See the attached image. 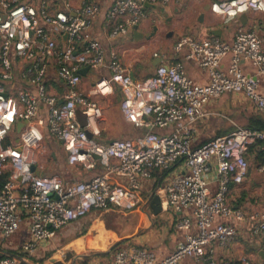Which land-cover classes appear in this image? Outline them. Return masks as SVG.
<instances>
[{"label":"built area","instance_id":"1","mask_svg":"<svg viewBox=\"0 0 264 264\" xmlns=\"http://www.w3.org/2000/svg\"><path fill=\"white\" fill-rule=\"evenodd\" d=\"M109 1L103 14L108 25L106 46L93 32L101 10L98 0H80L79 6L69 0H0V175L9 172L0 185L2 238L16 233L25 217L31 238L22 242L20 251L28 257L38 244L92 209H134L142 202L141 191L153 171L180 161V170L157 185L153 194L164 210L188 211L174 224L182 240L162 258L144 247L120 248L113 264H179L183 259L197 264H264V259L254 262L246 256L237 263L215 257L217 247L225 248L236 234L234 225L223 219L244 218L228 203L227 192L231 182L240 183L245 177L246 153L253 144L260 148V170H264V129L236 127L192 145L193 125L213 99L242 95L264 113V35L259 36L256 24L239 26L231 40L182 35L173 50L204 71L206 82L190 78L180 60L168 62L156 53L161 61L152 73L133 79L114 42L147 18L146 3L182 0ZM210 11L228 26L244 12L264 15V0H213ZM11 54L21 61L20 79L35 86L34 91L15 83ZM242 61L254 72L245 73ZM51 65L65 86L61 99L46 88ZM83 67L104 68L107 74L86 91L80 86ZM114 86L121 93L122 116L141 131L102 142L98 138L103 111L93 96L107 95ZM19 123L17 142H7ZM46 135L61 145L69 164L86 170L100 166L99 173L69 184L58 173L36 174L32 166L37 167L39 155L47 149ZM247 219L256 221L253 232L261 236L264 248V210ZM23 262L24 258L9 254L0 257V264Z\"/></svg>","mask_w":264,"mask_h":264},{"label":"crops","instance_id":"2","mask_svg":"<svg viewBox=\"0 0 264 264\" xmlns=\"http://www.w3.org/2000/svg\"><path fill=\"white\" fill-rule=\"evenodd\" d=\"M69 1L75 6L81 4L80 0ZM212 1L213 0H182L165 5H151L147 7L148 16L138 24V29L142 33L147 34L151 32L152 25L156 24L159 27L157 34L149 40H135L131 29L127 35L114 42L123 64L129 71H133L135 79H143L152 73L155 67L153 62L157 59V57L154 56V53H156L164 57L168 62L180 60L190 78L199 82H206V74L204 71L199 69L194 62L184 59L173 50L174 43L182 35L205 38L214 35L212 32L215 31L216 34H218L216 36L231 40L234 31L239 26L249 28L253 24H256L258 31L261 35H264L263 19L256 17L257 15L262 16L263 14L253 11L246 13V19L243 24L238 18L232 21V31L228 26L223 27L221 25H216L218 16L210 11V4ZM109 2V0H98L101 10L93 24L94 34L99 37L106 46L108 44L105 35L108 31V25L104 23L103 14ZM200 15H203L202 18H200ZM10 56L12 63L11 67L17 78L14 80L15 83L20 84L21 87H26L34 91L35 86L26 85L20 79L19 71L22 67L21 61L13 56V54ZM227 61L228 59L226 58L223 61V66H225ZM241 66L245 73L249 74L254 72V69L246 61H242ZM1 70L2 65H0V71ZM91 70L92 69H87L82 75L80 86L86 91L95 82L90 81L87 77ZM94 71L98 74V78L99 76L107 74L104 68ZM5 83L8 85L7 81H5ZM46 88L49 93L56 95L59 99H61L65 90L64 84L56 78L53 65H51L47 73ZM93 98L103 111L101 135L98 138L99 141L106 142L113 138H128L141 131V129L132 126L122 116L120 111L121 93L117 87L114 86L112 92L107 95H96L93 96ZM225 98L226 96L222 95L207 103L204 109V116L193 125V146H198L210 139L200 141L199 137L205 130L206 125L210 123L211 119L220 115L215 108L221 105ZM245 100L252 106L250 112L257 111L250 100L246 98ZM42 117L45 118L43 111ZM78 117L83 121L81 115L78 114ZM234 128L233 126L231 130ZM13 130L16 131V128ZM231 130L228 128L218 133L224 134ZM11 132L6 137V141L16 143L18 132L15 138H11ZM44 143L47 149L43 154L39 155L36 165L37 170H39L43 176L58 173L62 177L63 182L69 184L74 180L87 179L91 175L99 173L101 170L100 166L93 170H86L79 164H69L67 162L66 152L61 145L49 135H46ZM260 155L261 151L258 144H253L246 153L248 168L245 177L240 183H230L227 192V201L233 209H240L244 213V218L242 220L233 218L223 219L225 223L234 225L236 234L227 243L225 248L222 249L217 247L215 257L218 260H227L237 263V259L241 256H246L254 262L263 259L261 251L264 250V248L261 236L253 232L256 221L247 219V215L264 210V170H260ZM180 168L181 162L177 161L166 169L153 171L152 177L145 182L144 188L141 191L142 202L134 209L125 211L113 206H108L104 209H92L84 217L60 228L56 232L54 238L46 243L38 244L36 251L28 257L20 251L22 242L31 238L28 231L27 220L23 217L24 219L20 228L10 237L3 239L0 231V256L9 254L22 257L24 258L23 264H47V259L50 257L47 258V255L51 251L64 253L67 251L68 247L76 241L78 236L81 235L80 237L84 238V235L88 233V238L85 240L84 245L87 247V243L89 244L91 241L93 243V237L94 244L96 245L100 241L98 239L99 233L103 232V242L101 245L97 246L95 249L79 248L76 255H86L87 259H83V261L78 260L76 264H113L115 252L120 248L130 246L144 247L153 251L157 258H162L182 240V233L176 230L174 224L181 215L188 211H175L172 208L164 210L162 208L159 214H150V216H148L147 212H145L144 205L150 195H154L153 189L157 185L165 183L168 178L176 171H179ZM209 176L211 177V175ZM214 187L215 184L212 183V189H214ZM121 212L126 213L130 218L137 217L138 213H140V216H146L150 223L143 225V218L142 220L137 219L134 223V229H131V225L123 224L122 220H117V218H121ZM96 227L97 230L94 231ZM92 231H94L93 236L91 233ZM93 246L94 245L90 247ZM76 248L78 247L76 246ZM179 264L197 263L191 259H183Z\"/></svg>","mask_w":264,"mask_h":264},{"label":"rangeland","instance_id":"3","mask_svg":"<svg viewBox=\"0 0 264 264\" xmlns=\"http://www.w3.org/2000/svg\"><path fill=\"white\" fill-rule=\"evenodd\" d=\"M256 17H258L260 19H264V15H262V16L257 15ZM216 25H219V26L221 25L223 27H227L226 25L223 24L222 18L220 16H218V20L216 22ZM228 28L229 29L232 28V23H229ZM231 31H232V29H231ZM87 77L90 81L93 82V81H96L98 79V74L94 70H91V71H89ZM224 96H226L224 102H222L221 105H219L218 107L215 108L220 115L218 117L212 118L210 123H208V125H206L205 130L202 132L201 136L199 137L200 141H202L204 139L206 140V139L215 137L218 134H221V133H218L219 131H224V130H227L228 128H230V130H231L233 128V126L235 128L236 127H243L245 122H246V117L251 113L250 109H252V106L245 100V98H243L242 95L226 94ZM10 136H11V138L17 137V131L13 130L11 132ZM147 215L150 216L148 213H147ZM134 218H130V217H128V215L126 213L121 212V218H117V220L118 221L122 220L123 224L131 225V229H134V223L136 222L137 219L142 220V218H143V220H142L143 225L150 223V221L146 218V216H144V215L140 216V213H138L137 217H134ZM96 230H97V227L94 231H96ZM94 231L91 232L92 236L94 234L93 233ZM80 236H78L76 241L70 247H68L67 251L77 252L79 250V248H76L77 243H81V247L83 249V245L85 244V240H84V238H82ZM98 238L103 239V232L99 233ZM92 240H93V243H92V241L89 244L87 243V247H88L87 249H90L91 248L90 246L95 245L94 244V237ZM91 249H93V248H91ZM55 254H63V253L51 251L47 255V258L49 256H52ZM85 259H87V258H85ZM80 260L83 261V259H80Z\"/></svg>","mask_w":264,"mask_h":264},{"label":"water","instance_id":"4","mask_svg":"<svg viewBox=\"0 0 264 264\" xmlns=\"http://www.w3.org/2000/svg\"><path fill=\"white\" fill-rule=\"evenodd\" d=\"M145 5H146V7L151 6L148 3H146ZM206 9H207V7H206ZM202 16L203 15H200V18H202ZM245 19H246V13L245 12L238 16V20L242 24L244 23ZM158 30H159L158 25L153 24L152 27H151V32L146 34V33H142L141 31H139L138 25H133L132 34H133V37H134L135 40H141V39L149 40V39L153 38L157 34ZM212 33L214 35H218V34H216L215 31H213ZM259 36L262 37L263 35H261V33L259 32ZM160 61H161V57H157L156 61L153 62V65L156 66ZM87 69H88V67H83V68L79 69V73L81 75H83ZM129 73H130V76L133 79H135L133 71L130 70ZM20 126H21V123L16 125V131L17 132L19 131ZM88 136H90V134H88ZM32 169L36 172V174H38V175L41 174L40 171L37 170L35 166H32ZM144 207H145V212H147L149 215L150 214H159L161 209H162L159 196L156 195V194L150 196L148 198V201L144 205ZM88 234H86L84 236V240H87ZM98 239L100 240L98 242V244L94 245L91 248L95 249L97 246L102 244L103 239L102 238H98ZM76 246L78 248H80L81 247V243H77ZM83 248L87 249L88 247L83 245ZM261 253L263 254L262 257L264 259V250H262ZM85 258H87L86 255H76V252H74V251H65L63 254H55V255L50 256L47 259V264H76V262L78 260L85 259Z\"/></svg>","mask_w":264,"mask_h":264},{"label":"trees","instance_id":"5","mask_svg":"<svg viewBox=\"0 0 264 264\" xmlns=\"http://www.w3.org/2000/svg\"><path fill=\"white\" fill-rule=\"evenodd\" d=\"M243 127L249 129H264V113L259 111L251 112L246 117V122ZM8 174L9 172L5 171L2 175H0V185L6 181Z\"/></svg>","mask_w":264,"mask_h":264},{"label":"snow or ice","instance_id":"6","mask_svg":"<svg viewBox=\"0 0 264 264\" xmlns=\"http://www.w3.org/2000/svg\"><path fill=\"white\" fill-rule=\"evenodd\" d=\"M9 118H11V117H9Z\"/></svg>","mask_w":264,"mask_h":264}]
</instances>
